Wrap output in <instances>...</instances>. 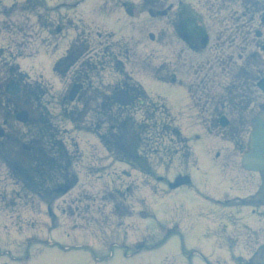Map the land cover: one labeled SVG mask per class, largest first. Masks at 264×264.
<instances>
[{
  "label": "rangeland",
  "instance_id": "1",
  "mask_svg": "<svg viewBox=\"0 0 264 264\" xmlns=\"http://www.w3.org/2000/svg\"><path fill=\"white\" fill-rule=\"evenodd\" d=\"M174 1L177 0H171V2ZM192 1L196 7L202 8L204 0ZM233 10H239V7L233 6ZM203 12L205 13L206 11ZM205 15L207 23L208 14L205 13ZM7 19L0 16L1 23H4ZM137 24H139V21H137ZM152 25L146 32L155 31V42L149 43L144 37H141V41L137 38L134 46L135 55H142L143 61L147 62L144 67L147 73L154 69L158 71L161 60L164 58L159 44L161 39V31L158 32L160 23L157 21V23L154 22ZM258 25L259 19L256 27ZM1 28L2 25H0ZM138 30L140 31L141 29ZM98 31L100 29H90V34L96 36ZM174 41L177 42L176 40ZM212 49L209 52L204 51L205 56L208 53L211 54ZM28 52L29 50H25L24 55ZM21 63L24 64V62ZM28 65L24 64L23 67L27 69L29 75L33 76L31 78H33L35 84L48 85L51 90L52 84L43 76H40L41 72H33L32 64L31 70ZM205 65H201L204 71L207 69ZM106 66H108L106 70L116 69V67L111 65ZM126 66L127 70L131 68L129 64ZM172 67L177 68L174 57L168 59V65L163 68L161 75H164L166 69ZM106 70L99 68L92 74L93 87L102 86L104 88L103 93L110 90L111 87H108V85L111 82V78L114 77V75H109ZM139 70L140 67L138 66L136 71L139 72ZM50 71L51 65L48 68L49 75ZM102 71L104 72L101 73ZM101 79L102 81L100 82ZM1 82L2 77L0 76ZM146 85L150 89H157L158 92L163 93L173 103L179 101L184 103L187 101L188 95L184 89H177L176 86H170L156 80L146 82ZM47 101H50L48 106L53 114V118H50V121L59 127L62 139H64L71 151L75 153V158L71 161V167L67 168L65 177L76 178L77 183L68 193L59 196L55 200H49L46 206L40 202L41 199L35 193L33 194V191L20 188V185L11 178L9 171H6L4 165L0 163V166H2L0 170L2 173L1 177L3 178L0 180V214H7V217L0 215V264H179L181 260H186L184 249H189L195 243V240H200L198 237L204 230V223L197 225L187 237H185L186 231L181 232L179 235L185 237L183 240L177 238L155 249L145 250L143 248L139 250L136 248L137 243L144 242L145 236H149L145 230L147 222L139 216L138 211L142 208L144 211H146L145 208L150 211H146L149 217L157 215V217L161 218L158 219L156 217L148 221L150 230H153V226H159L162 222L171 219L169 216L165 217L164 214L168 215L170 213L171 217L175 215L177 220L182 221L181 226L190 220L200 223L201 220L195 219V213L208 215L212 219L210 223L213 226V235L216 234L215 229L217 228L218 230L217 235L213 238L221 240L225 238L223 236L225 232L232 233L237 237L235 240L236 245H242L241 238L246 234L247 230L256 229L260 226L259 223H263L264 217L257 216L256 213L264 211V207L238 206V202L232 200L223 205L219 204V206L214 204L218 202L215 200L214 202L206 198L205 202H200L199 199L197 202L191 198L192 195L197 196L198 194L199 196L204 187H207L205 189L206 192H210L208 188L219 192L224 186L225 189L232 192V195H244L257 187L258 175L245 172L239 167L241 151L247 139L245 126L240 135H228L232 131L231 125L227 127L226 131H222L220 127V129H215L217 128L216 124L212 126L202 125V122L205 123V121L199 113L197 117L195 116L191 120L192 124L199 125L195 127L200 136L197 145H194L191 140H186L187 137L184 134L181 139L175 140L177 154L171 151L167 153L165 149H161L158 157L153 160L154 174L148 177L141 171L134 170L110 157L106 149L101 146L100 140L98 141L94 134L86 132L88 125L95 128V124L98 122L96 115L93 116L95 111L91 110L80 118L79 113L82 111V107L79 104L69 105L67 108L68 113L69 111H75L73 114L74 118L82 120L81 125L75 127L69 121L63 120L64 117L61 115L63 110L53 103L51 94L47 97ZM94 105L91 104L93 108ZM31 114L34 118L36 117L34 109L31 110ZM136 116L140 117V115ZM0 125L5 135L17 140L19 146L25 144L31 147L34 144L32 138L37 131L35 125H16L10 119L8 125ZM76 128L82 130L78 132L79 130H76ZM103 128L106 130V136L109 140L107 128ZM100 130L104 131L103 129ZM110 136L112 135L110 134ZM208 138H214L213 142H209ZM238 139H241V144H239L240 140L238 141ZM209 145L211 154L215 155L216 152H220V158L226 156L225 163H221L223 160H219L220 162L216 163L217 173H213V165L210 162L212 160L207 152ZM11 146L15 152L14 143ZM20 158L23 161L25 160L21 155ZM201 163L203 165L201 172L205 174L199 173L198 175L200 176H195L196 173H193L195 174L194 183L199 190L196 191L193 184L189 185L188 187H193L192 189L190 188V191L180 190V193L174 195L172 199L171 196L167 198L172 205L166 206L169 203L164 204L162 200V204H160L159 198L164 197V185L159 181H162L167 187L166 179L170 178L169 180H172L176 175L188 173L191 170L195 172V170L191 169L192 166L194 168L200 167ZM23 165L24 167H30L33 165V161L25 162ZM159 177H162V179ZM148 181L150 189L140 186ZM55 183H63V178L56 180ZM122 198H125V200H121ZM142 198H146V200ZM174 199L183 200L187 205V209L189 211L194 210L195 213H191L188 219L186 211L181 204L174 205L176 203ZM24 204H28L31 207L40 204V207L39 209L34 208L22 213L23 219L20 217L21 212L19 209ZM119 206L121 210L118 209ZM43 207L50 208L53 213V220L47 212L43 213ZM260 214H264V212ZM52 221L53 226H55L53 228ZM65 224L67 226H64ZM245 224H248L251 229H247ZM68 228L88 235V239L94 243L93 246L96 249L98 248L97 244L101 245V247L103 246L104 251L101 254H97L100 260L94 258L92 251L81 248V246L89 245V240L72 233ZM189 228H192V226H189ZM30 235L37 239L32 244L25 245L24 240ZM47 241L52 244H46ZM112 242L122 243L119 246L122 249L115 250L116 247L112 248ZM126 243L130 245L128 251L123 247V244ZM123 253L126 255L125 258ZM111 254L114 256L109 259L108 257H111ZM224 257L223 259H225ZM220 261L222 262L223 260Z\"/></svg>",
  "mask_w": 264,
  "mask_h": 264
},
{
  "label": "flooded vegetation",
  "instance_id": "2",
  "mask_svg": "<svg viewBox=\"0 0 264 264\" xmlns=\"http://www.w3.org/2000/svg\"><path fill=\"white\" fill-rule=\"evenodd\" d=\"M9 0H2L0 3H8ZM16 7L23 12H30L32 14V28L35 30L36 35H39L41 30L48 32L49 40L54 46L65 42L66 51L65 57L68 56V61L58 65V70L62 66L61 72L65 75L73 74L76 79L81 76L80 69L73 68L76 64L81 63L88 56H91L90 50L99 53V48L106 43L110 45L108 38H103L100 31L97 35H91L90 29H109L114 25L121 26L128 29L132 24L130 16L133 15V8L129 0H13ZM150 7L149 10L163 9L169 11L168 0H146ZM14 7V8H16ZM11 8V7H10ZM121 10V11H120ZM1 12H6L0 6ZM163 11V10H160ZM181 16H184L185 11H181ZM127 15V17H126ZM185 19H177L176 28L183 30L181 25ZM26 21L16 22L17 27L22 30L25 28ZM214 26V24L212 23ZM229 29V27H227ZM188 43L193 47H198L202 41L201 36L204 34L203 27L199 20L192 23V29ZM188 31V34H189ZM183 35V34H181ZM85 38V39H84ZM225 39V38H224ZM218 39H216L217 41ZM225 40L231 41V38ZM121 41H124L122 39ZM226 42V41H225ZM217 42L216 44H218ZM116 44H122L117 42ZM84 45V47H83ZM231 45L229 43L230 49ZM98 55L95 57L97 58ZM130 90V89H129ZM133 100V99H132ZM89 103V102H88ZM193 252V251H192ZM263 261H264V257ZM261 255L256 253L255 261H259ZM251 264H254L251 262Z\"/></svg>",
  "mask_w": 264,
  "mask_h": 264
},
{
  "label": "bare ground",
  "instance_id": "3",
  "mask_svg": "<svg viewBox=\"0 0 264 264\" xmlns=\"http://www.w3.org/2000/svg\"><path fill=\"white\" fill-rule=\"evenodd\" d=\"M256 157H257V155H256ZM166 239V238H165Z\"/></svg>",
  "mask_w": 264,
  "mask_h": 264
}]
</instances>
